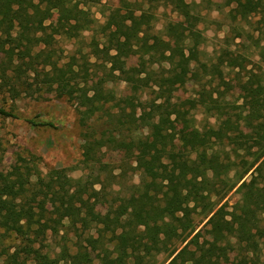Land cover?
Returning <instances> with one entry per match:
<instances>
[{"label": "trees", "instance_id": "trees-1", "mask_svg": "<svg viewBox=\"0 0 264 264\" xmlns=\"http://www.w3.org/2000/svg\"><path fill=\"white\" fill-rule=\"evenodd\" d=\"M233 2L234 22L264 20V0ZM104 4L101 23L81 0H0V93L66 99L84 128L74 167L84 171L79 178L66 167L45 170L32 152L8 168L0 157L2 264H156L162 253L168 264H257L264 237V75L229 47L214 61L197 62L205 35L196 3ZM161 9L176 17L158 28ZM54 14L53 32L45 21ZM58 36L75 41L65 56ZM226 68L247 70L237 116L227 111L234 86ZM121 77L131 93L111 87ZM190 82L195 94L177 96ZM198 110L207 117L203 125ZM0 116L17 114L0 106ZM251 171L254 177L244 180ZM234 189L241 196L230 210L220 204ZM105 204L110 216L99 210ZM205 219L212 238L204 242L194 233ZM94 228L97 237L84 236ZM49 232H63L59 251ZM13 235L19 242L5 248Z\"/></svg>", "mask_w": 264, "mask_h": 264}, {"label": "rangeland", "instance_id": "rangeland-1", "mask_svg": "<svg viewBox=\"0 0 264 264\" xmlns=\"http://www.w3.org/2000/svg\"><path fill=\"white\" fill-rule=\"evenodd\" d=\"M83 5L91 11L93 17L98 22L104 21L103 11L107 5H116L117 0H81ZM191 3H196V11L202 15V20L199 22L198 27L205 35V41L196 45L198 49V60L211 62L215 60L216 55L222 48L229 47L235 54L244 55L246 57L245 66L247 69H254L257 73L264 75V63L262 54L264 52V20L262 16L257 15L252 17L249 21L238 20L234 22L229 14L231 8L234 7V2L228 5V1L232 0H187ZM158 28H162L164 23L169 18H175L176 14L172 13L170 9H161L159 11ZM49 30L56 31L59 23L57 22V14H54L51 19L45 21ZM238 30H235V29ZM90 35V32H86ZM239 35V36H238ZM251 35V36H249ZM88 39V37H87ZM75 46V41L68 40L64 36H58L57 47L64 51V56L72 50ZM194 49V56H195ZM66 59V58H65ZM247 70L240 68L236 70L226 68L224 78L234 86L233 89L227 92V100L230 103L227 111L232 110L234 116L239 115L241 111V104L243 102V92H241L240 83L241 79L245 77ZM216 83L220 82L216 79ZM119 93L126 95L132 92V88L125 81L124 77L119 78L117 82L110 83ZM224 89V85H221ZM196 92L195 83L190 82L185 86L176 89V95L185 98L194 95ZM0 106L10 109L14 107L17 117H1L0 116V142L2 150H0V157L3 158L5 168H8L13 163L19 154L28 155L29 152L35 153L41 157V166L45 170L52 167H66L70 168V174L76 178L81 177L84 171L79 168H74L82 158V145H83V126L80 123V117L76 106L66 100L58 99L52 94H46L42 99H35L32 97H20L13 100L10 97H4L0 93ZM196 118L198 124L203 125L206 123L207 117L205 114L198 110L196 111ZM212 123L215 118H211ZM36 123V124H35ZM117 155H110L107 153L109 161L118 160ZM254 177L252 171L246 175L244 180H251ZM128 179L132 182H139L140 176L138 174H128ZM240 193L232 190L222 204L227 203V208L231 207L239 200ZM217 200V198H214ZM219 205V206H220ZM99 210L111 215L108 205H101ZM201 220V216L197 217ZM208 219L200 222L196 233H200V241H208L212 238L209 226L206 224ZM264 228V220L261 222ZM105 228V227H104ZM105 230L112 234L110 229ZM92 234L98 236L97 230L94 228L91 231L85 232L84 236ZM48 233V242L59 251L58 241L61 236ZM69 244L72 251H75L76 246L74 240L76 236L74 233H69ZM84 240V239H83ZM19 242L12 237L6 238L4 241L5 248L17 245ZM0 245V254L3 249ZM259 252V261L257 264H264V237L261 239ZM156 264H168L169 260L167 255L160 254L157 258ZM3 256L0 255V264H2ZM95 264H99V260L95 259Z\"/></svg>", "mask_w": 264, "mask_h": 264}]
</instances>
